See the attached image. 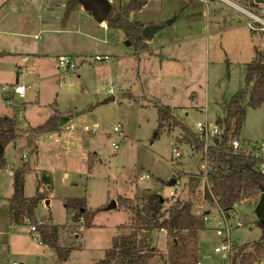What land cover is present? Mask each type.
I'll list each match as a JSON object with an SVG mask.
<instances>
[{"label": "rangeland", "instance_id": "rangeland-1", "mask_svg": "<svg viewBox=\"0 0 264 264\" xmlns=\"http://www.w3.org/2000/svg\"><path fill=\"white\" fill-rule=\"evenodd\" d=\"M15 1L0 0L1 20L7 19L3 10H17L15 18L18 19L26 10L31 11V6L36 9L42 3V0H21L13 7ZM63 1L65 6L67 0ZM122 1L127 4L129 0ZM111 2L113 6L118 4V0ZM162 6L157 3L146 8V13L144 9L142 13L136 12L133 19L139 21L144 16L160 20ZM188 7L199 9L194 14L201 13L204 20L213 12L217 16L221 14L222 19L220 23L211 22L204 35L186 36L185 30L177 28L173 35L179 41L173 46L169 45L170 41H176L172 34L160 30L152 41L161 46V52L153 55V49L151 53L138 54L132 44H126L128 40L122 30L106 22L101 24L80 6L65 27L60 22L50 28L70 32L62 38L55 34V39L49 42L64 48L65 53L71 52L66 55L73 58L77 69L68 73L58 68L54 52L44 59L30 54L41 47L38 39L18 38L16 46L24 40L21 49L28 54L13 56L9 53L11 49L20 48H12L11 37L0 34V54L4 55H0V81L13 82L19 75L22 79L37 80L27 85L24 98L14 95V100L9 102L0 95V116L13 117L19 110L17 137L3 149L5 169L12 170L30 162L32 170L26 176L28 197L36 193L40 169L54 172V191L39 206L37 216L40 220L52 216L53 223L60 228L58 245L72 250L68 260L60 261L56 251L33 239L28 229L9 224L14 178L0 169V264L97 262L121 234L129 232V213L121 203L122 198L139 201L147 191L167 198L166 208L177 199H186L192 200L195 206L203 205L205 212L208 211V221L204 219L206 229L199 233L198 239L200 264H219L223 260L222 254L214 251V245L224 241L216 229L224 228L231 242L245 245L248 250L261 240L263 230L257 205L242 203L226 214L216 203H209L198 189L192 195L190 189L194 185H203V175L192 187L188 184L192 174L204 173L201 153L193 148L196 144L183 140L184 133L179 126L166 123L160 127L154 105L157 100L169 105L178 120L194 133L198 131V122L209 120L213 126L218 116L225 115L230 97L244 85L247 64L257 57L258 50L264 52V33L253 31L239 14L225 7L192 0L188 1ZM180 14L174 17L175 21L180 19ZM34 18H39V13ZM5 27L6 23L1 22L0 30ZM49 36H43L44 40ZM97 55L108 56V60L94 62ZM40 64L44 69H37ZM20 65H28L29 71L25 73ZM111 96L115 99L104 103ZM56 114L60 123L55 130L45 133L33 130ZM239 139L252 148L264 146V103L259 108L247 106ZM174 149L182 155L177 157ZM172 179H176L174 185H171ZM84 197L87 208L97 211L90 227L85 226L86 219L74 220V212L66 205L68 198ZM113 202L117 207L110 209ZM29 230L37 235L31 227ZM153 237L161 255L152 263L171 264L172 238L162 230L156 231ZM235 251L236 246L232 247L231 255ZM256 264H264V259L256 260Z\"/></svg>", "mask_w": 264, "mask_h": 264}, {"label": "trees", "instance_id": "trees-1", "mask_svg": "<svg viewBox=\"0 0 264 264\" xmlns=\"http://www.w3.org/2000/svg\"><path fill=\"white\" fill-rule=\"evenodd\" d=\"M151 0H129L127 4L113 6L106 19L107 25L122 30L136 52L148 48L142 30L146 26L141 21L131 19L133 13L139 12ZM195 1V0H192ZM81 6L79 0H67L63 8L61 24L63 27L71 14ZM201 13L190 17L198 19ZM14 95L5 97L6 101ZM264 103V52L257 51V57L247 64L244 85L234 93L226 104L224 116L217 117V124L222 128L220 138H216L213 146L208 149V178L212 185V194L207 191L206 200L229 214L242 203L255 204L260 207L264 200V173L260 171L263 158L254 154L256 150H234L232 141L239 137L246 122L247 106L259 108ZM154 108L158 111L160 127L166 123L179 126L185 137L192 139L198 152L205 149L204 141L178 116L169 105L156 101ZM16 111V110H15ZM18 109L13 117L0 116V144L5 148L16 137ZM60 123L59 116L53 115L46 122L33 128L37 133L50 132ZM202 159V158H201ZM6 159L0 154V169L6 170ZM32 170L29 161L24 162L13 171L14 193L10 199L9 219L13 225L35 227L36 237L42 244L53 248L60 261L69 259L72 250L58 245L60 228L52 221V216L42 218L37 216V209L54 191V172L40 169L36 178V193L26 196V176ZM203 175L195 174L189 178V186L198 182ZM167 198L155 191H147L139 201L122 198V205L129 213V232L121 234L113 247L109 248L104 258L91 264H153L152 260L160 256V250L154 244V233L166 230L172 238L171 264H199V233L206 229L202 216L196 214L192 200L177 199L169 208L165 207ZM66 205L74 212L73 219L77 222L83 217L85 226L90 227L95 214L87 208L86 198H68ZM100 211V210H99ZM92 213V214H91ZM263 236L253 249L245 245H236V251L231 255V264H256V260L264 259V222L259 219Z\"/></svg>", "mask_w": 264, "mask_h": 264}, {"label": "crops", "instance_id": "crops-1", "mask_svg": "<svg viewBox=\"0 0 264 264\" xmlns=\"http://www.w3.org/2000/svg\"><path fill=\"white\" fill-rule=\"evenodd\" d=\"M110 1H114V0H110ZM165 1H167V0H164L162 2L161 1L156 2L155 0H151L144 8V10L146 8L149 9L150 6L155 5L157 3L160 6L163 5L162 6V13H161L162 18L160 20H150V19L144 18V16H143L139 21L143 22L147 26L152 25L153 24L152 22L160 23L161 25H163V31H165V33H171L173 36V41L176 40L174 43H172V41H170L169 45H171V46H173V44H175V43H178V41H179V38H176L175 34L173 35V32L177 28H180L182 32L185 30L186 36L191 35V34H202V35H204L209 30V27L211 26V22L215 21V23L216 22L220 23V21L222 19L221 14H218V16H217V13H214V12L210 16V18H207V20H204L205 17L204 18L201 17L200 19L199 18L198 19H191V18H189V14H191V13L194 14V13L198 12L199 9L193 10V7L192 8L188 7V1L189 0H177V2H175V3L165 2ZM15 2L16 3L13 7H16L18 4H20L21 0H17ZM24 3H26V1ZM121 3L124 4L122 0H121ZM183 6L187 7L184 9V11H183V8H184ZM2 7H4V4H2ZM63 8H64V1L63 0H42V3H41V5L38 6V8L35 9L33 6H31V11L28 12L26 10L25 14H23V17L18 18V19L15 18V15L18 14L17 10H13L12 8H10L8 11L3 10V13L6 12L5 17L7 19L6 20L0 19V26H1V22L6 23L5 29L0 30V34L7 35V36L11 37L12 44H10V45H12V48H20V50L11 49L12 51L9 52L10 55L16 56L18 54H20V55L28 54V52H25L21 49L22 46L25 45L24 40L21 41V44H18V46H16L17 39L22 38V37L24 38V36H25V38L30 37V38H34L36 40L37 39L39 40L41 47L36 52H30V54L35 55L38 59H44V56H47L50 53L54 52L57 56V62H58L59 56H61L63 54L71 53V52L65 53L64 48L55 47V45L49 44V42L52 41V39H55V34H57V36L62 38L64 34L70 33V32H66V31L64 32V31H60V30L56 31V30L50 29V28H53L52 26L57 25L61 22ZM148 9L145 11L141 10L139 12L142 13L144 11V13H146L148 11ZM175 11H178L179 13H181L180 14L181 16L179 15L180 19L177 21H175V18H177L178 14H176L174 16ZM38 13H39V18H34V16L37 15ZM133 14L131 16V19H133ZM170 18L173 19V22L171 25H168L167 19H170ZM133 20H135V19H133ZM136 21H138V20H136ZM87 22H88V20H87ZM101 24H103V23H101ZM62 30H67V28H62ZM45 35L46 36L50 35L46 41L43 38V36H45ZM186 36H185V39L187 38ZM153 41H147L146 40V43H147L149 49H146L143 51H149L151 53V51H152L151 49H153L154 52H152L151 54H153V55L158 54V53H156V51H159V53H160L161 52V50H160L161 46H156ZM138 54H140V52ZM1 56H4V55H1ZM24 57L31 58L30 56H24ZM169 59H172V57H169ZM17 66H19V65H17ZM21 66L22 65H20V67ZM22 67H23V71H25V73L28 72L30 69V67L28 65L22 66ZM39 68H40V70H41V68L44 69L43 64L42 65L40 64L37 69H39ZM58 68H59V66H58ZM53 76H56V73ZM34 82H37V80L34 78L33 79H27V78L22 79L19 75V77L16 78L13 82H2V81H0V85L21 84V85H26V89H27V85L29 83H34ZM6 175L13 177V171L11 170V168H7ZM48 202H50V201H48ZM0 206H1V204H0ZM8 215H9V211H8ZM52 220H53V217H52ZM9 224L11 226H14V227H25L26 229H28L29 234L34 239V237H33L34 234H32L29 230L30 226L13 225L10 222V219H9ZM162 231L166 232V230H162ZM36 241H38V240H36ZM40 244L42 246H45L41 242H40Z\"/></svg>", "mask_w": 264, "mask_h": 264}, {"label": "built area", "instance_id": "built-area-1", "mask_svg": "<svg viewBox=\"0 0 264 264\" xmlns=\"http://www.w3.org/2000/svg\"><path fill=\"white\" fill-rule=\"evenodd\" d=\"M201 4H213L214 6H222L230 11H233L236 14H239L244 21L247 23L250 28L258 33H264V3H256L255 0H195ZM94 62H102L108 60V56L97 55L93 58ZM58 66L59 69H63L66 73L76 70L77 65L73 58L70 55L63 54L58 58ZM111 93L113 92V88L109 90ZM0 95L5 98L9 95H17L20 98H24L27 95L26 85L21 84H13V85H0ZM14 100L11 99L10 102ZM95 128L98 127L97 124L94 125ZM198 131L195 132L198 139L204 141L205 149L201 153V158L204 164V173L203 180L201 179L202 184H196L191 189L190 192L192 195L199 190L198 193H202L201 195L205 197L207 191H210L212 194V185L208 178V149L213 146L215 139L220 138L223 130L217 124L214 123L213 126L209 123V120L204 122L197 123ZM87 130V129H86ZM89 131V130H87ZM115 131H119L118 128H115ZM232 146L234 150L243 149L244 151H252L255 155L263 158V163L260 165V171L264 173V146L257 148H252L249 143L242 142L239 137H236L232 141ZM258 150V152H257ZM174 153L177 157L181 156V152L178 149H174ZM26 156V154H25ZM201 186V187H199ZM172 194H174L172 192ZM171 194V195H172ZM196 214L202 216V219L208 221V211L205 212L203 205L194 206ZM81 220H84L82 217ZM209 226V225H207ZM33 232H36L35 227H31ZM216 233L218 236L224 238L222 243H217L214 245V251L218 254H222L223 260L219 264H231V251L232 247L235 246L233 242L230 241V234H224V228L216 229ZM34 239L40 241L36 235H34ZM41 242V241H40ZM42 243V242H41ZM10 264H18L17 262H11ZM200 264V263H199Z\"/></svg>", "mask_w": 264, "mask_h": 264}, {"label": "water", "instance_id": "water-1", "mask_svg": "<svg viewBox=\"0 0 264 264\" xmlns=\"http://www.w3.org/2000/svg\"><path fill=\"white\" fill-rule=\"evenodd\" d=\"M81 6L92 16L96 18V20L100 23H104L109 16L113 5L110 0H79ZM256 3H264V0H255ZM173 22V21H172ZM170 22H168L169 24ZM171 24V23H170ZM163 29L162 25H148L145 26L144 29L142 30V36L147 40V41H152L155 37V34L159 32L160 30ZM126 44L129 46L131 43L129 41H126ZM115 99L114 96H111L107 98L104 103H108L109 101H113ZM185 141L187 143H192L191 138L185 137ZM3 146L0 144V154L3 153ZM176 183V179H172L171 185H174ZM49 201V200H48ZM47 201V204L49 202ZM117 207L116 202H113L110 205L111 208ZM259 215H260V220L264 222V200L262 201L259 209Z\"/></svg>", "mask_w": 264, "mask_h": 264}, {"label": "bare ground", "instance_id": "bare-ground-1", "mask_svg": "<svg viewBox=\"0 0 264 264\" xmlns=\"http://www.w3.org/2000/svg\"><path fill=\"white\" fill-rule=\"evenodd\" d=\"M179 12L178 11H175V13H174V16L176 15V14H178ZM168 20V22H170L171 24H172V21H173V19L172 18H170V19H167ZM167 22V23H168ZM170 23H169V25H170ZM163 41H164V39H163ZM162 41V42H163Z\"/></svg>", "mask_w": 264, "mask_h": 264}, {"label": "flooded vegetation", "instance_id": "flooded-vegetation-1", "mask_svg": "<svg viewBox=\"0 0 264 264\" xmlns=\"http://www.w3.org/2000/svg\"><path fill=\"white\" fill-rule=\"evenodd\" d=\"M152 25H156V24H152Z\"/></svg>", "mask_w": 264, "mask_h": 264}]
</instances>
